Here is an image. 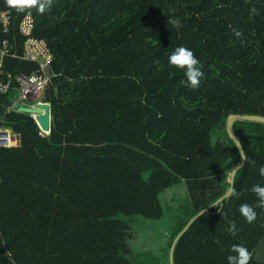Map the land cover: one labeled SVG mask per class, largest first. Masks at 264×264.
Segmentation results:
<instances>
[{"label":"trees","instance_id":"obj_1","mask_svg":"<svg viewBox=\"0 0 264 264\" xmlns=\"http://www.w3.org/2000/svg\"><path fill=\"white\" fill-rule=\"evenodd\" d=\"M28 13L53 55L40 97L51 105L48 134L12 108L16 76L37 69L21 58ZM3 41L13 87L0 93V129L19 144L9 131L0 145V264H169L174 238L205 208L179 238L175 264H227L236 244L252 253L249 264H264V209L251 224L238 211L264 184V124L234 123L247 155L234 179L241 195L220 212L211 206L239 160L227 116L264 115V0H53L44 14L0 0ZM179 46L203 65L195 89L168 63ZM178 183L186 199L170 218L166 252L133 254L130 220L161 221V194Z\"/></svg>","mask_w":264,"mask_h":264},{"label":"clouds","instance_id":"obj_2","mask_svg":"<svg viewBox=\"0 0 264 264\" xmlns=\"http://www.w3.org/2000/svg\"><path fill=\"white\" fill-rule=\"evenodd\" d=\"M10 4L13 6H20L21 8H36L40 14H44L49 11L52 7L53 0H9ZM250 14H258V10L255 7L250 8ZM233 34L239 38L242 36V32L233 29ZM169 65L175 67L183 72L186 80V84L195 89L200 85L201 79L204 77V72L202 71L203 65L200 60L195 56L191 48L185 46L176 47L171 54L168 56ZM242 160L247 159L246 153L241 156ZM259 175L264 177V166H260ZM251 191L256 195L257 203L248 204L242 203L239 206V213L244 218L246 223H253L257 219V208L264 209V184H254ZM231 195L237 199L240 197L241 193L236 190L235 186L230 188ZM211 206L215 207L219 212L223 209V202L216 201ZM203 209L200 211L199 215H204ZM225 219L227 221L228 227L226 231L231 236H236L239 228L236 221L229 220L227 214H225ZM216 244H220V240L214 241ZM223 251V249H221ZM231 253L226 257L227 264H249L252 257V253L243 244L233 245L230 249Z\"/></svg>","mask_w":264,"mask_h":264},{"label":"built area","instance_id":"obj_3","mask_svg":"<svg viewBox=\"0 0 264 264\" xmlns=\"http://www.w3.org/2000/svg\"><path fill=\"white\" fill-rule=\"evenodd\" d=\"M2 21L6 31L8 26V12L2 13ZM33 29L34 18L28 13L19 22V32L25 38V51L21 58L37 64V69L29 75L20 74L16 76L18 99L23 105H34L38 102H45L41 101L40 97L44 93L46 84L51 76L49 67L53 60V55L46 41L33 35ZM7 54V41H3L2 46H0V93H6L13 87V78L10 76L4 77L3 59ZM22 100H28L32 104H24ZM5 138L0 137V139Z\"/></svg>","mask_w":264,"mask_h":264},{"label":"rangeland","instance_id":"obj_4","mask_svg":"<svg viewBox=\"0 0 264 264\" xmlns=\"http://www.w3.org/2000/svg\"><path fill=\"white\" fill-rule=\"evenodd\" d=\"M24 104H32L28 100H22ZM13 135L14 145H18V136ZM216 134L214 136V140ZM4 146V145H1ZM161 199L165 204V217L159 221H145L141 219L130 220V230L128 231L127 244L133 254L151 252L160 256L165 253L168 239L171 236L172 224L170 221L173 211L186 199V190L183 183L173 185L161 194Z\"/></svg>","mask_w":264,"mask_h":264},{"label":"water","instance_id":"obj_5","mask_svg":"<svg viewBox=\"0 0 264 264\" xmlns=\"http://www.w3.org/2000/svg\"><path fill=\"white\" fill-rule=\"evenodd\" d=\"M13 109L23 112V113H28L31 116L34 117L36 123L40 127V129L45 132L49 133L51 131V121H52V113H51V105L48 102H38L35 103L34 105H23L20 102H15L13 105ZM236 121H245V122H255V123H262L264 124V115H259V114H238V113H230L225 122V130L228 135V137L234 142L238 154H239V160L237 163L232 167L231 171H229L227 175V183L229 184L226 192L216 201H222L229 199L231 196L230 188L234 186V179L236 176V173L238 170L244 165L246 160H242L241 156L245 153V150L242 146V143L240 141L239 136L236 134L235 129H234V123ZM8 129H1L0 130V137L5 138L6 135L8 134ZM6 139H0V145H5ZM18 144H19V139H18ZM211 207V206H210ZM207 208L203 209L205 212ZM200 211L194 215L187 225L177 234V236L174 238L172 245L169 249V264H175L174 263V250L176 247V244L181 237V235L188 229L190 224L198 217Z\"/></svg>","mask_w":264,"mask_h":264},{"label":"crops","instance_id":"obj_6","mask_svg":"<svg viewBox=\"0 0 264 264\" xmlns=\"http://www.w3.org/2000/svg\"><path fill=\"white\" fill-rule=\"evenodd\" d=\"M17 101L19 102V99H17ZM1 130V129H0ZM8 131H10V130H8ZM16 136H18V135H16Z\"/></svg>","mask_w":264,"mask_h":264},{"label":"bare ground","instance_id":"obj_7","mask_svg":"<svg viewBox=\"0 0 264 264\" xmlns=\"http://www.w3.org/2000/svg\"><path fill=\"white\" fill-rule=\"evenodd\" d=\"M5 145H6V143H5Z\"/></svg>","mask_w":264,"mask_h":264}]
</instances>
